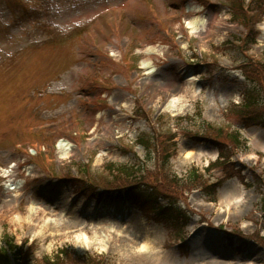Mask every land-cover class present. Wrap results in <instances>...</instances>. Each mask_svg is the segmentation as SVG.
<instances>
[{"label":"rangeland","instance_id":"1","mask_svg":"<svg viewBox=\"0 0 264 264\" xmlns=\"http://www.w3.org/2000/svg\"><path fill=\"white\" fill-rule=\"evenodd\" d=\"M31 1L0 0V247L29 248L24 258L34 264L61 250L70 256L64 264H264V128L237 111L244 68L264 63V8L250 12L248 0ZM237 1L245 22L234 18ZM250 31L259 33L256 45L246 41ZM192 80L201 93L187 95L190 108L168 112ZM157 132L177 137L170 170L179 179L230 150L226 165L213 164L190 187L168 184L190 216L182 232L63 180L107 185L108 166L145 159L137 141ZM221 133L225 145L212 139ZM144 165L155 174L151 159ZM6 170L13 183L3 187ZM218 179L216 197L208 186ZM31 203L57 210L58 227L41 233L46 224L29 214ZM95 222L135 242L108 230L109 245H95ZM145 242L156 258L138 251Z\"/></svg>","mask_w":264,"mask_h":264},{"label":"trees","instance_id":"2","mask_svg":"<svg viewBox=\"0 0 264 264\" xmlns=\"http://www.w3.org/2000/svg\"><path fill=\"white\" fill-rule=\"evenodd\" d=\"M232 4L234 18L241 19L245 22L246 16L241 11L239 1ZM263 8L264 0H253L249 4V9L252 11L261 10ZM257 36L256 32L250 31V35H248L246 41L249 44L256 43ZM260 66L261 70L254 66L244 68V103L242 106H238L239 108L237 110L240 112L242 118L246 117L248 120L247 122L250 123V127H264V63H261ZM200 136L202 135L198 136L200 139H208ZM213 136L215 138L212 139H215L217 143L224 144V142L220 140V137H223L222 133L218 134V136ZM173 139L174 137L171 136V134L162 132L159 134L157 132L156 136H140L138 144L146 150V161L151 159V161L157 165L155 174H153L151 170H146L144 168V163L146 161L144 163L138 161L133 166L125 165L121 167L114 164L109 165L108 171L113 174L114 179H106L108 182L107 185L96 183L93 180L88 181V179L84 178L82 175L70 179V182L85 196L97 199H102L104 196L123 199L120 193L121 190L129 189L127 192L131 200L142 210L148 219L163 221L173 230L182 232L190 216L187 210L184 209L182 203L177 199L176 192L171 191L173 187L168 184L174 185L175 181H177L178 185L190 187L193 185V182L200 180L202 176L199 175L196 168L182 179L177 178L172 173L170 170L172 168L171 159L177 151V145ZM231 139L238 142L233 136ZM229 155V149L228 154L220 152L219 160L215 165L218 163L226 165L225 162ZM152 159H154V161ZM143 170L148 171V176H146L145 173L143 174ZM146 177H148L149 180ZM212 189L214 193V187H212ZM262 240H264V237ZM24 254L21 248L9 242L8 247H0V264H31L27 255L26 258H24ZM11 255L14 261L11 260ZM69 258L68 252L61 250L58 251L53 258H46L44 263L64 264ZM90 261L91 260H89V262Z\"/></svg>","mask_w":264,"mask_h":264},{"label":"bare ground","instance_id":"3","mask_svg":"<svg viewBox=\"0 0 264 264\" xmlns=\"http://www.w3.org/2000/svg\"><path fill=\"white\" fill-rule=\"evenodd\" d=\"M188 26L192 30H197L198 26H199V21L193 20V21L189 22ZM154 51H156V50H154ZM197 84L198 83L193 81V80L188 82L185 85V87H184V88H186L185 93H187V94L170 101L165 106V109L168 112H179V113H183L186 110H188L190 108V104H189L187 95L189 94V95L195 96V95H198V94L201 93V92H198ZM181 89H183V87H180V88L176 89V91H174V92H179ZM64 146L65 145H63L62 148ZM64 150L67 151V153H65V156L69 155L70 148H67V149H64ZM39 193H41V190H39ZM222 197H223V199L225 201V198H224L223 195H222ZM237 207H238V205H237ZM243 207H244V205H240L239 208L242 209ZM27 211L29 212L30 215L42 216L41 219H42L43 222H45L46 226H44V228L40 231L41 233L43 232V230L45 228L48 229L47 228L48 225L54 226V228L58 227L57 224L59 223V212L57 210H55V209L51 210V209L45 207L42 204L31 203V204H29V209H27ZM231 211H233V210H229L227 212H231ZM236 211H238V209ZM20 220H21V218L17 219L18 222H20ZM88 229H89L90 232H92L94 234V237H95L94 238L95 239V243L94 244L95 245H98L100 247H107V245H109V243L108 244L107 243L106 244L103 243V239L105 238L104 232L109 230V228L107 226L101 225V224H98V223L95 222ZM111 229L112 230H109L110 233L112 235H115V238H117V239L120 238L121 240H123L124 243H130L131 244V242L132 243L135 242V238H132L130 236V234L125 233L122 230L118 232L116 230L117 228L115 226L111 227ZM80 238L84 239L86 242L89 240V237H88L87 234H83ZM152 249L153 248H152L151 242H145L143 245H141V247H140V249L138 251L140 253H142L147 260H149L151 258H156V254L153 253ZM157 258H159L161 260L162 257L160 258V255H158Z\"/></svg>","mask_w":264,"mask_h":264}]
</instances>
